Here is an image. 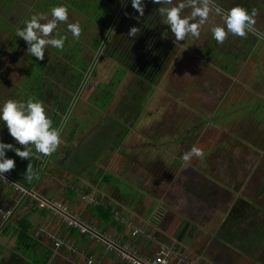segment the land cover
<instances>
[{"label":"crops","instance_id":"crops-1","mask_svg":"<svg viewBox=\"0 0 264 264\" xmlns=\"http://www.w3.org/2000/svg\"><path fill=\"white\" fill-rule=\"evenodd\" d=\"M226 3V0H223L224 7ZM234 5L246 9L249 13L255 8L251 5V0H236ZM131 75L136 77L128 72L120 82L119 88L123 86V89H126L128 84L133 82L130 80ZM166 91H158L156 95L163 93L168 101L176 99ZM178 99H181L180 95ZM182 105L184 106L183 103ZM160 107L155 110L148 107L144 110L130 109L126 118L124 115L121 116V113L127 108L117 113L118 118L123 117L127 124L123 125V136L121 140L115 142L116 145L101 144L103 153L97 158L101 163L99 165L101 173L97 176L86 166L78 171L67 168L55 157L56 171L51 172V177L45 172L37 191L27 192L25 198L13 190L14 183L7 185L6 182L0 181V212L10 206L14 210L22 200L18 207L20 214L30 212L32 204L28 200L37 205L38 208L30 213L29 218L33 223V235L40 240L43 247L52 251L48 264H87V257L90 254H93L100 264H132L127 256L144 260L148 255L152 256L160 251L171 254V264H184V257L189 258L186 246L191 248L195 264H264V257L260 259L264 253V221L255 222L254 231L248 230V226L245 228L239 226L234 227L233 232L227 231L225 236H217L220 228L232 225H222L223 222L231 221L230 212L238 211L240 216L238 220H241L246 217V214L241 215L243 208L246 207L244 210L247 212L253 205L238 200L237 195L240 193L237 186L233 187L231 181L226 180L229 185L227 186L222 183L225 181L223 176L211 175L206 170L198 169L195 161L197 157L194 155L192 161L190 158L188 162L189 168L180 164L184 162L181 160L182 155H178L179 148L183 150V146L197 147L202 135L195 139L193 130H190L192 135L185 134L180 137L176 131H167L168 125L163 121L169 113H174V110L169 112L167 105L166 110L165 108L161 110ZM188 109L191 117L197 113L190 107ZM105 115L108 116L107 113ZM130 120H134L136 124L129 123ZM146 126L152 127V131L145 133ZM177 129L178 132H183L180 128ZM167 133L173 138L162 139ZM168 148L172 150H167ZM133 149L137 152L132 154ZM54 152H58L59 155L61 148L58 147ZM223 155L225 152L221 153V156ZM209 156L204 155L206 159ZM205 158L201 157L203 160H206ZM229 158L231 159V152L227 156V159ZM176 164L179 165L178 168L172 166ZM235 166L238 168V165ZM238 169H241L237 170L238 177H233L235 185L238 178L245 179V171L241 167ZM109 174L135 183L141 194L140 199L137 200L134 193L123 196L121 190L115 187L117 183L114 181L110 183ZM225 178L230 180L229 176ZM175 180L176 184L171 186ZM197 181L202 184H197ZM241 185L239 183L238 186ZM84 195L94 196L98 205L113 206L110 221L103 222L93 212L96 205L85 201ZM41 200L60 204L61 208L57 207V213L51 208H40L38 203ZM244 202L246 204H243ZM63 208H66L65 211ZM252 209L255 210L254 207ZM115 212L118 213L117 216ZM67 217L89 228L93 236H84L75 228L68 227ZM127 222H131L133 226H142L148 236L133 237ZM166 226L172 227L174 234L169 233ZM152 227L153 232H150ZM0 240L6 245L13 241V246H7L10 250L15 247V238L1 234V231ZM55 240L68 242L73 250L66 246L56 247ZM7 251L6 249V254ZM34 253L43 254V250L37 248Z\"/></svg>","mask_w":264,"mask_h":264},{"label":"rangeland","instance_id":"rangeland-1","mask_svg":"<svg viewBox=\"0 0 264 264\" xmlns=\"http://www.w3.org/2000/svg\"><path fill=\"white\" fill-rule=\"evenodd\" d=\"M217 2L223 6V0H217ZM226 2L227 10L235 7L236 0H226ZM18 4L19 7L12 13V19L17 28L23 25L25 19L33 14L32 11L36 9V0H21ZM174 5H176V0ZM251 5L255 7L252 8L256 12L255 23L253 24L257 28L255 30L264 33V0H251ZM123 7L121 6L115 15L118 14L119 16L120 13L123 16L127 15ZM211 13V21L208 23L205 21L203 25H200L198 37L192 36V39L188 40L191 37L188 36L181 41L174 40L176 42L174 51L167 62V68H165L161 76L154 77L151 80H146L145 78L140 80L131 75L130 80H133V82L128 84L126 89H123V86L118 88L113 101L108 105L109 109H107V112H110V115L98 106L88 105L92 103L89 98L94 94L98 83L97 79L88 78L79 96L81 104L82 102L88 103L80 108H73L71 111L72 115L77 113L78 121L75 120V124L78 125V129L71 135L73 138L69 139L67 144L60 146L61 153L59 155L58 152L52 153L51 161L46 169L48 176L51 177V172L54 173L56 171L55 157H57V161L59 160L67 168L78 171V169L80 170L83 166H86L91 169L90 172L97 176V174L101 173L99 166L101 163L97 161V158L100 157L99 155L103 153L100 147L101 144L116 145L115 142L121 140L123 136V125L127 123L121 116L124 115L126 118L130 109L141 108L144 110L148 107L155 110V108L164 105L160 109L164 110L165 108L166 110L167 105L169 112L174 110V113H169L163 121L168 125L167 131H176L177 136L179 135L180 137L185 134L192 135L190 130H193L195 139L202 135L201 142H199L197 147L202 150L203 156L197 157L194 155L197 157L195 161L198 166L197 164L195 165L198 169L206 170L211 175L223 176L225 181H231L234 185L233 187L237 186L240 193L237 195L238 200H244L255 208L253 210L251 207L247 212L244 210L246 207L243 208L241 215L246 214V217L241 220H238L240 218L238 211L230 212V217L229 215L228 217L233 228H239V226L240 228H245L248 226V230L254 231L256 228L255 222L264 221V140L262 141V138L258 137L255 127H253L255 129H250V122L256 125L254 120L259 119L264 126V111L260 114L259 110H255L259 107L264 110V39L257 38L251 33L250 35L248 31H246L244 37H239L228 33L225 27V39L223 42L218 43L212 38L211 28L213 26H224L223 15L217 13V11ZM74 18L71 15L67 19L65 26L66 33L71 36L72 34L67 31V24L74 23ZM39 22L47 23L48 21L44 19ZM95 32L97 33V29L94 27H92V31L85 29L84 32H80L84 46L83 53L88 52L89 48L87 45L92 40ZM50 35L51 33L44 38L49 39ZM246 36H249L248 48L243 45ZM199 37L203 41H200V39L198 41L197 38ZM11 40L8 31H0V104L6 99L13 98V88L24 80L23 65L20 62V57L26 54V50L23 45L19 44V53L17 55H14V52L10 54L11 51H14V46L16 45L14 40ZM211 44L216 47V51L208 54V56L205 55L209 59L205 60L206 57L201 54L200 50L203 46L208 48ZM242 47L246 49V53L239 57L235 56L234 52L240 51ZM102 52L103 50L98 51L97 56ZM107 57L109 64L108 74H110L117 66V63L113 62L109 56ZM212 63L215 66H212ZM223 67L225 69H222ZM225 73L228 75H225ZM108 79L107 75L103 80ZM23 85L25 84L23 83ZM166 90L170 92V96L176 97V99H169L168 101L166 96H163V93L159 96L158 94L156 95L158 91L164 92ZM178 95L181 96V99H178ZM181 107L183 109H180ZM188 107L197 112L194 117H191ZM126 108L127 110L121 113V118L119 119L117 113ZM103 112H106L108 116L105 115L106 113L102 114ZM69 116L76 118L74 117L75 115L71 116L70 114ZM131 120L129 123L135 125L136 122ZM242 125L244 127L237 132V128ZM245 126L249 132H247ZM148 127H145V133H149L153 129L152 127L148 129ZM177 128H180L183 132H178ZM262 129L264 130V127ZM166 138L172 139L173 137H170L167 133L162 139ZM223 140L224 142H222ZM0 142H2L1 139ZM117 145L121 147L120 144ZM189 148L190 146H183V150L179 148L180 152L178 155L181 156ZM227 148L228 151L226 152ZM222 149L225 150L223 151ZM133 150L132 154L137 152L136 149ZM167 150L172 149L168 148ZM110 152L109 150V154ZM222 152H225V155L221 156ZM230 152L231 159H227ZM206 154L210 155L207 159L204 157ZM106 155H108L107 152ZM201 157L206 160L201 159ZM44 164L45 161L42 167ZM235 165L245 171V179L239 180L238 178L236 185L233 177H238L237 170L241 169L235 168ZM172 166L178 168L179 165ZM191 166H193L192 163ZM109 175H106V177H109ZM227 176L230 177V180L225 178ZM6 179L5 176L1 175L0 181L7 183ZM108 179L111 180L110 183L113 181L117 183L115 187L121 190L123 196L126 197L134 193L136 194L135 198L137 200L140 199V191L132 181L121 180L114 174L110 175ZM176 180L171 186L176 184ZM225 181L222 183L229 186L227 181ZM181 182L183 181L181 180ZM239 183L242 185L238 186ZM12 188L17 192L18 187L15 183L12 184ZM28 202L33 205L31 201L28 200ZM246 202L243 204H246ZM247 213L249 221L247 220ZM236 220L237 222H235ZM218 228H214V230ZM150 232H153V227ZM152 236H154V233H152ZM49 240L51 242V239ZM13 245V241L7 243V246ZM190 249L188 246L185 247L189 258L184 257V264H195V260H193L195 257H193L194 254L191 253ZM157 253L159 252L147 257H154ZM263 257L264 253L261 254L260 259H263Z\"/></svg>","mask_w":264,"mask_h":264},{"label":"trees","instance_id":"trees-1","mask_svg":"<svg viewBox=\"0 0 264 264\" xmlns=\"http://www.w3.org/2000/svg\"><path fill=\"white\" fill-rule=\"evenodd\" d=\"M19 2H21V0H0V31H8L12 39L11 41L14 40L16 44L14 46V51H11L10 54L14 52V55H17L19 53V44L23 45L26 50V54L20 57V62L23 65L24 80L21 84L13 88V98H11V100L26 102L27 99L31 97L42 102L46 116L50 118L52 122L51 127L55 128L57 131L79 91L89 68L93 65L95 60L96 62L88 78L97 79L98 83L94 90V94L89 98L92 103L88 105L93 107L98 106L106 112L108 111L107 109H109L108 105L114 99L115 92H118L117 90L121 84L120 82L125 78L128 72L133 73L136 77L145 78L146 80H151L153 78L143 76V73L140 72V69L137 68L135 64V67H133L134 65H130V69L128 70V68L121 63L108 74V57H106L103 52L97 56L98 51L102 50L107 42L106 36L111 29L115 14L118 12L119 8L124 5V2L130 4V0H36V9L32 11L33 14L47 13V21L51 19L50 9L52 7L64 5L68 10V18L71 15L75 17V21L73 22L80 24L81 32H84L85 29L92 31V27L97 29V33H93V38L87 45L89 48L88 52L83 53L84 46L81 36L76 38L66 33L65 26L67 20L65 22H58L57 28L53 30L49 38H59L61 35L65 36L64 47L63 49H55L51 45H45L44 57L41 60H37L32 56L27 51L28 45L23 38L16 35V30L24 26L23 22V25L17 28L12 19V13L19 7ZM216 3H218L217 0ZM149 9L152 12L147 14L146 25L151 23L152 17H155L153 13L156 7H150ZM113 10L114 12H112ZM251 27L257 29L254 25ZM246 31L258 38V35L254 31ZM248 38L249 36H246L243 42V45H246L247 48L249 44ZM145 51L143 47L138 56H142ZM234 53L235 56L239 57L246 53V49L242 47L240 51H235ZM222 69H225V67ZM107 75L109 79L103 80ZM116 78L117 80H115ZM23 83L25 85H23ZM7 100L10 99H6L5 101ZM86 103L88 102H82L81 104V99L78 97L74 108H80ZM107 113L110 114V112ZM70 114L71 116L75 115L74 117L76 118L74 119L68 116L63 125L64 127L59 132L61 142L58 147L67 144L68 140L73 138L71 135L78 129V125L75 124V120L78 118L77 113L72 115L71 112ZM0 139L4 143H12L14 147H19L22 150L26 147L24 145H19L9 135L2 121H0ZM27 147L31 153L30 159H21L11 150L6 152V156L15 161L14 168L5 172L8 176L6 180L7 183H16L17 186L26 190V192H23L21 189H17L16 193H19L21 197H23L29 189H31L32 192L37 191L47 166L51 161L52 155L51 153L48 156H44L37 153L33 145H28ZM44 161L45 164L42 167ZM27 168L31 170L30 173L27 172ZM29 175L31 176L30 179ZM37 177L38 179L35 183ZM37 208V205L33 203L30 212L28 211L24 214H20L18 212L20 208H18L6 221L1 230V234L14 237L15 247L10 250L7 248L6 244L0 242V264H48L50 261L52 254L51 249L43 247L40 240L32 233L33 223L29 215ZM11 210L12 206L5 207L3 212H0V227L8 217V211ZM93 212L98 215L103 222H108L113 215V206L108 205L105 207L102 204H96ZM230 222H223L222 225L231 224ZM166 229L169 233L174 234V229L172 227L167 228L166 226ZM227 231L233 232V225L220 228L217 232V236H225ZM157 235H159V232H157ZM37 248H41L43 254L37 255L34 253ZM6 249L8 250L7 254L5 253Z\"/></svg>","mask_w":264,"mask_h":264},{"label":"clouds","instance_id":"clouds-1","mask_svg":"<svg viewBox=\"0 0 264 264\" xmlns=\"http://www.w3.org/2000/svg\"><path fill=\"white\" fill-rule=\"evenodd\" d=\"M131 6L140 15L144 13V6L142 0H130ZM153 3L172 4V0H152ZM200 6H197V0H188L186 5L184 2L178 3L173 7H161L160 13L165 17L166 23L170 31L175 37L176 41H181L186 34L193 37L199 36L200 25H203L208 19L209 4L208 0H199ZM186 6H190L192 11L189 16L182 17L181 10ZM51 19L47 23H40V20L47 18V13H35L30 18L24 21V26L16 30V35L28 45L27 51L37 60L44 57L45 45H51L55 49H63L66 37L61 35L59 38H49L50 33L57 28L58 22H65L68 18V10L64 5L54 6L50 9ZM255 10L249 13L246 9L235 6L232 7L223 17L224 26H213L211 28L212 38L218 43L224 41L226 36L225 27L228 33L244 37L246 30H251V26L255 23ZM199 18L198 23H189V19ZM67 31L73 37L80 36L79 23H68ZM138 29L131 27L129 36H136ZM0 121L6 126L9 135L19 144L26 146L23 150L19 147H14L12 143L0 142V175L15 166V161L6 156V152L11 150L15 155L21 159H30L31 153L28 145H33L35 151L44 156H47L56 151L60 144V137L58 131L51 127V120L46 116L44 106L39 100L29 97L26 102L7 100L0 104ZM195 155L197 157L203 156L200 148L193 145L189 151L181 156L184 166H188L190 158ZM27 168V172L30 173ZM31 176L29 175V179Z\"/></svg>","mask_w":264,"mask_h":264},{"label":"flooded vegetation","instance_id":"flooded-vegetation-1","mask_svg":"<svg viewBox=\"0 0 264 264\" xmlns=\"http://www.w3.org/2000/svg\"><path fill=\"white\" fill-rule=\"evenodd\" d=\"M142 2L144 6L143 15H140L136 10H134L131 6V3L129 4L127 2H124L125 5L124 7L122 6L123 10H125V13L129 16H123L122 13H120L119 16L118 14L114 16L111 29L108 31V34L106 36L107 42L102 49L103 54L105 56H109L113 62L117 63V65L122 63L126 66V68H128V70L130 69V65L132 66L135 64L136 67L140 69V72L143 73V76H161V74H163V72L165 71V68H167V62L171 58L176 42H174L175 37L170 31L169 26L164 23L165 17L160 13L159 9L161 7H173L180 2H184L187 5L188 0H176V5H174L175 0H172V4L170 5L164 3H153L152 0H142ZM208 4L210 11L208 19L206 20L207 23L211 21V12L217 11V13L225 15L229 11L226 9V7L220 5L219 3H216V0H208ZM197 6H200L199 0H197ZM150 7H156L155 12L153 13L155 17H152L151 23L146 25L147 14H150L152 12L149 9ZM191 11L192 8L190 6H186L184 9L181 10V16L190 17ZM198 21V17L195 19H189V23H198ZM131 27H136L138 29V32L134 37L129 36L128 34ZM262 33L263 32L261 31L259 33H256L260 39H264V33ZM259 35L262 37H260ZM188 36L191 35L186 34L185 38ZM190 39H192V36L188 40ZM197 39L198 41L199 39L200 41H203V39L200 37ZM143 47L144 50H146L145 53L142 56H138L139 52L143 49ZM200 51L201 54L206 57L205 55L208 56V54L215 52L216 47L211 44L210 46H208V48H204L203 46ZM205 60L209 59L206 57ZM135 65L133 67H135ZM212 66H215V64L212 63ZM226 73L225 75H228ZM255 110H259L260 114L264 111L263 109L261 110L260 107ZM254 122L256 123V125H253V123L250 122V129L256 128V133L258 134V137L262 138L263 141L264 130L262 128L264 126L262 125L261 121H259V119L254 120ZM244 125L239 126L237 128V132L238 130L242 129ZM247 132H249L248 129ZM250 132L253 133V131L251 130ZM253 146L256 147L255 145ZM199 183L202 184V182L197 181V184ZM235 244L237 245V243ZM256 256H259V254H256Z\"/></svg>","mask_w":264,"mask_h":264},{"label":"built area","instance_id":"built-area-1","mask_svg":"<svg viewBox=\"0 0 264 264\" xmlns=\"http://www.w3.org/2000/svg\"><path fill=\"white\" fill-rule=\"evenodd\" d=\"M19 189H21L23 192H26L25 189L21 188L18 186ZM83 199L87 201L88 203L91 204H98V201L95 199L94 196H83ZM40 208H51V210L55 213H57V207L61 208L60 204L57 203H50L45 200H41L38 203ZM66 208H63V210ZM65 211V210H64ZM11 211H8L7 214H9ZM117 212H115V215L117 216ZM66 223L68 227H73L75 228L79 233H81L84 236H93L90 229L78 222L77 220L67 217ZM127 226L131 230V235L133 237H138V236H148L146 232L144 231V228L142 226H133L131 222L126 223ZM55 246L56 247H61V246H66L73 250V247L70 246L68 242H65L63 240H55ZM128 260L132 264H171V254L166 251H160L157 253L154 257H146L144 260H138L133 257L127 256ZM87 264H100L97 262L96 257L93 254H90L87 257Z\"/></svg>","mask_w":264,"mask_h":264},{"label":"water","instance_id":"water-1","mask_svg":"<svg viewBox=\"0 0 264 264\" xmlns=\"http://www.w3.org/2000/svg\"><path fill=\"white\" fill-rule=\"evenodd\" d=\"M126 1H127V0H126ZM251 30L254 31V32H256V33H259L257 30L253 29L252 27H251ZM100 51H101V50H100ZM95 62H96V60L93 62V65L89 68V71H88V73L86 74V77H85V79H84V81H83V83H82V85H81L79 91L77 92V94H76V96H75L73 102L71 103V106H70V108H69V110H68L66 116L64 117L61 126H60L59 129H58V134H59L60 130L63 128V125L65 124V122H66V120H67L69 114L71 113V111H72L74 105L76 104V101H77V99H78V97H79V95H80V93H81V91H82L84 85H85L86 82H87V79H88V77H89V75H90V73H91V71H92V68H93ZM47 156H48V155H47ZM2 175L5 176L6 178H8L7 174L3 173ZM38 177H39V176H38ZM38 177L36 178L35 183L37 182ZM15 184H16V183H15ZM27 192H31V189L27 190ZM25 196H26V195H24L23 198H25ZM22 201H23V200H22ZM22 201L19 203V205H18L17 207L14 208V210H12V211L9 213V215H8V217L6 218L5 222H4V223L2 224V226L0 227V231H1V229L4 227V225H5L6 221L8 220V218H9V217H10V216H11V215L17 210V208L20 206V204L22 203Z\"/></svg>","mask_w":264,"mask_h":264}]
</instances>
